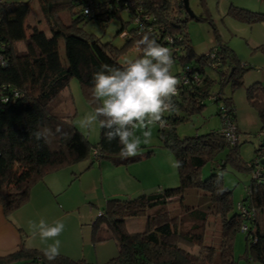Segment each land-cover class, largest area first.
Listing matches in <instances>:
<instances>
[{
	"label": "trees",
	"instance_id": "1",
	"mask_svg": "<svg viewBox=\"0 0 264 264\" xmlns=\"http://www.w3.org/2000/svg\"><path fill=\"white\" fill-rule=\"evenodd\" d=\"M36 1L48 33L38 24H26L29 2L0 0V206L5 217L25 206L33 186L52 172L83 161L89 167L104 161L115 168H126L154 155V146H144L148 149L136 158L121 159L118 142L109 144L101 129L98 142L90 144L72 123L74 115L68 92L70 80L75 79L90 103L93 73L104 64L120 67L123 63L119 57L129 49L135 48L138 56L135 42L140 39L138 33L143 26L158 43L173 51L172 74L180 81L185 76L188 81L186 85L180 83L178 95L174 97L176 111L165 114L167 126L158 130L160 146L173 154L175 160L183 161V166L176 169L177 187L106 200L103 215L93 223L91 242L96 245L112 240L117 254L102 264H238L233 244L243 224L247 226V233L242 258L246 264H264V171H260L259 178H253L256 168L264 169V136L259 135L264 132L261 82H254L246 89L247 100L257 102L255 107L261 121L257 132L261 142L254 150V159L247 163L240 154L233 100L224 93V87L232 90L243 84L246 67L218 37L208 54H195L186 23L202 18L190 17L182 0ZM63 11L70 15L68 22L61 16ZM229 15L242 22H264V15L244 9H230ZM114 18L120 21L116 32L123 40L120 48L101 43L85 32L88 22L104 26ZM207 69L214 71L216 78L210 77ZM194 76L199 78L198 85L192 82ZM206 101L218 105V131L177 136L176 126L200 114ZM229 122L235 125L233 144L221 132ZM58 125L70 139L57 134L51 145H47L30 135L43 126L55 132ZM93 150L97 152L96 157ZM221 153L223 156L219 158ZM206 165L212 172L203 178ZM228 170L250 175L247 193L237 204L232 199V190L224 186L222 176L218 177V173ZM189 189L195 190L200 203L182 204ZM241 209L249 215H243ZM139 217L145 220L144 230L128 231L127 222ZM0 264L49 262L41 250L21 244L15 251L1 255ZM51 264L95 263L59 255Z\"/></svg>",
	"mask_w": 264,
	"mask_h": 264
},
{
	"label": "rangeland",
	"instance_id": "2",
	"mask_svg": "<svg viewBox=\"0 0 264 264\" xmlns=\"http://www.w3.org/2000/svg\"><path fill=\"white\" fill-rule=\"evenodd\" d=\"M6 1L9 3L29 2L30 11L25 21L26 24H38L41 30L48 33L36 0ZM188 5L195 18H202L199 21L196 19L188 20L186 23V31L195 54H208V51L216 45V38L218 37L219 41L226 44L233 52L241 65L244 64L246 67V70L243 71V84L232 90L229 86L224 87V93L227 97L231 96L233 100L237 116L236 125L241 129V131L239 130L238 139L240 154L245 162L250 163L254 159V150L261 142V138L257 136L261 121L258 117L257 108L250 104L246 98V89L254 82L262 83L264 81V22L247 23L238 21L232 18L229 12L230 9L236 8L264 15V0H204L203 2L201 0H188ZM61 16L66 22L70 19L67 11L61 12ZM121 18L125 20L126 17L124 14H121ZM119 24V18H114L104 26L88 22L84 29L87 34L98 38L101 43H111L114 47L120 48L123 40H120L116 36ZM61 54L63 57L64 52L62 47ZM136 55L137 50L135 48L129 49L119 57V62L123 63L126 59L135 58ZM206 72L210 77L216 78V74L211 69H207ZM68 92L71 95L72 115H74L72 119L73 125L87 138L90 144H96L99 140V127L96 126L91 130L79 127V121L86 113L93 110V106L86 100L77 80H70ZM217 110V104L206 101V107L200 114L192 115L189 120L176 126L175 132L177 136L183 138L195 134L204 135L218 131L220 121L216 115ZM159 129L158 126L153 127V135L149 145L141 144V153L146 152L148 149H145L144 146H154V155L147 160L136 161L126 167L127 172L136 179V181L132 178L129 179L128 189L124 184L122 188L118 187L117 182H120V177L116 174L111 175L113 188H109L105 182L90 185L93 180L91 177L82 178L80 182L79 176L78 178L72 177L69 181L71 184L67 187L64 196L71 193L75 194L78 203L74 208H76L77 212L90 214L92 218L96 216L94 218L95 222L97 218L103 215L102 205L107 199L136 197L141 194H147L166 181H169L168 183H175L173 187L178 186V174L176 169L172 167V162L175 158L173 154L160 146L162 143L158 135ZM137 134L140 135L141 133L138 131ZM259 135L264 136V132L259 133ZM222 156L223 154L221 153L219 158H222ZM83 164H87V161L79 162L76 165L78 167ZM106 165L103 167V170ZM91 167L98 169L99 164L94 162ZM112 169L114 170L115 168L112 167ZM260 170L264 171L261 168ZM211 172L210 166L206 165L202 170V177L208 176ZM256 172L258 171H253V176L256 175ZM222 173L223 184L226 188L232 190V199L234 204H237L247 193L246 188L249 187L250 175L247 172H235L231 170ZM93 176L98 178L95 172ZM117 190H122L125 195L111 197V195L115 194L113 192ZM198 199L199 197L195 194V190L189 189L185 193L182 204L184 206H192V204L200 203ZM176 203L179 204V202ZM172 206L175 208V203ZM101 227L105 228L104 224ZM126 228L130 232H141L145 228V220L140 217L132 218L127 222ZM244 238L243 232H237L234 239L233 255L238 264H246L242 258L245 251Z\"/></svg>",
	"mask_w": 264,
	"mask_h": 264
},
{
	"label": "clouds",
	"instance_id": "3",
	"mask_svg": "<svg viewBox=\"0 0 264 264\" xmlns=\"http://www.w3.org/2000/svg\"><path fill=\"white\" fill-rule=\"evenodd\" d=\"M136 23H140L139 19ZM138 35L140 39L135 42L140 53L138 56L126 59L120 67L101 65L100 70L93 73L90 103L94 107L79 121L80 128L91 130L98 126L104 130V138L109 144L117 141L121 159L140 155L141 144L151 142L153 127L163 129L167 126L165 114L176 111L174 97L178 95L181 83L171 72L173 51L158 43L143 26ZM57 134L65 140L71 138L59 125L55 132L43 126L30 133L36 141L47 145H51ZM182 166L183 161L173 160V168ZM222 175V172L218 173V177ZM64 227L62 221H55L52 225L43 219L38 224L29 222V230L38 233L46 244L42 252L49 264L60 255V241L55 238ZM49 240L54 242L48 244Z\"/></svg>",
	"mask_w": 264,
	"mask_h": 264
},
{
	"label": "crops",
	"instance_id": "4",
	"mask_svg": "<svg viewBox=\"0 0 264 264\" xmlns=\"http://www.w3.org/2000/svg\"><path fill=\"white\" fill-rule=\"evenodd\" d=\"M17 47L20 48L21 44H17ZM249 103L254 107L257 104L254 100ZM238 130L241 131L240 128ZM106 163L102 162L99 164L98 169H94L89 167L87 162V164L78 167L74 165L46 175L41 182L35 184L31 189L29 202L9 217H5L0 206V256L15 251L21 244L27 248L42 251L46 244L41 241L38 233L33 234L29 230V222L32 221L38 224L43 219L49 225H52L55 221H62L65 225L63 232L55 238L60 241V255H65L73 260L83 258L95 264H102L114 257L117 251L114 241L107 240L96 245L91 242L92 226L96 216L92 218L90 214L77 212L76 208H74L78 203L75 194L71 193L64 196L67 187L71 184L69 181L75 175L80 177L79 182L82 178L91 177L93 180L90 185L105 182L109 188L114 187L113 181H111L112 174L120 177V182H117L119 188H122L124 184L128 189L130 178L136 181L127 172V168L114 167L115 169L113 170L111 165L109 163L106 165ZM105 165L106 167L103 170ZM94 172L98 178L93 176ZM168 182L166 181L154 190L175 185V183ZM113 193L115 194L111 195V197L125 195L122 190H117ZM53 242L52 240L47 241L48 244Z\"/></svg>",
	"mask_w": 264,
	"mask_h": 264
},
{
	"label": "built area",
	"instance_id": "5",
	"mask_svg": "<svg viewBox=\"0 0 264 264\" xmlns=\"http://www.w3.org/2000/svg\"><path fill=\"white\" fill-rule=\"evenodd\" d=\"M181 82L184 85L188 84V81H187L185 76L181 77ZM192 82L195 83L196 85H198L199 84V78L197 76H194ZM221 132H223L227 142H229L230 144H233L235 142L236 135H235V125L234 124H232L230 122L225 123L223 125V127L221 128ZM229 133L231 134L230 136L228 135ZM92 154L96 157V154H97L96 150H93ZM254 167H257L256 162H254ZM255 170L258 171L259 173L261 171L260 168H256ZM258 172H256V175L253 176V178H259L260 177ZM241 213L243 215H249V213L246 212L244 209H241ZM240 231L243 232L244 234H246L247 233V226L245 224L241 225Z\"/></svg>",
	"mask_w": 264,
	"mask_h": 264
},
{
	"label": "water",
	"instance_id": "6",
	"mask_svg": "<svg viewBox=\"0 0 264 264\" xmlns=\"http://www.w3.org/2000/svg\"><path fill=\"white\" fill-rule=\"evenodd\" d=\"M182 1H183V5H184V9H185V11L187 12V14H188L190 17H192L193 14H192V12H191L190 9H189L188 0H182Z\"/></svg>",
	"mask_w": 264,
	"mask_h": 264
}]
</instances>
